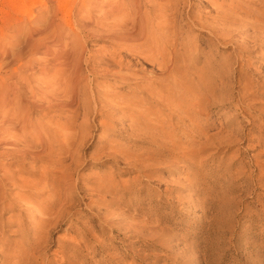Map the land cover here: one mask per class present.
Here are the masks:
<instances>
[{"label": "rangeland", "instance_id": "rangeland-1", "mask_svg": "<svg viewBox=\"0 0 264 264\" xmlns=\"http://www.w3.org/2000/svg\"><path fill=\"white\" fill-rule=\"evenodd\" d=\"M88 1L67 0L59 10L62 0H0V264H264V46L253 42L254 28L238 29L256 22L253 9L264 11V0L173 3L165 19L178 39L168 33L175 42L165 65L176 59L168 74L147 61L149 45L164 44V27L154 28L164 20L149 13L148 40L120 48L79 33L82 19L92 30L101 15ZM105 1L119 8V21L134 0L91 4ZM55 12L63 37L76 35L85 48L69 111L16 102L54 72L43 55L30 59L27 43L52 38ZM111 57L122 60L114 78L101 73V59ZM241 75L260 81L252 108L237 94ZM198 77L208 89L193 113ZM92 94L101 100L94 104ZM168 95L172 105L162 102ZM25 108V137L16 142L5 118Z\"/></svg>", "mask_w": 264, "mask_h": 264}, {"label": "bare ground", "instance_id": "bare-ground-1", "mask_svg": "<svg viewBox=\"0 0 264 264\" xmlns=\"http://www.w3.org/2000/svg\"><path fill=\"white\" fill-rule=\"evenodd\" d=\"M91 1L92 0L88 1V5H89L90 9H92V8L99 9L101 15H100L99 19L94 22V24H95V26L93 27L94 29H92V30L88 29L89 26L82 19V22L79 23V26H78L79 28L77 27V30L79 31V33L82 34V32H83L86 35H88L89 37L90 36H92V37H103V36H105L107 39L113 40L114 42L119 44L118 46H120V48H122L123 46H129L132 44L146 42L148 40L147 36H145V31H146V27L148 25L146 18L148 17L149 13L155 14L157 16L156 19L164 20V21H159L154 26L155 29H160V26L164 27L165 31L160 36V41H162L164 44H163L161 49H158V51L154 50L153 46L149 45V48H150L149 51H151L152 53H150L147 61L148 62L150 61L151 63H155L157 65L158 69L161 71H163L165 68L167 74L172 70V68L176 64V62H175L176 59L174 57L172 59H169L170 64L168 66H166L165 64H166L167 58H166L165 54H167V55L171 54V52L173 50H170V49H172L174 46H172V45L169 46V45L171 42H175V40L178 39V35L175 32H172V29H174L173 21L171 19H167V18L165 19V16H167L165 13H167L169 11V8L172 7L173 3L181 1V0H163L162 3L159 2V4L155 5L153 8H146V7L142 6L141 0H134L133 2L131 1L128 8L127 7L125 8V14H123L119 17L120 18L119 21H116L114 19V17L117 15V12L119 11L118 7H116L114 5H110L107 1H105L103 3H98L97 6H95L94 3L91 4ZM96 1H98V0H96ZM237 1H241V0H235L234 2H237ZM84 2H85V0H82L81 3H84ZM210 2H211V0H210ZM248 2H249L248 5L252 4V3H250L249 0H248ZM66 3H67V0H62V2H57L59 10L64 8L66 6ZM220 5H221V3H220ZM83 6H86V5H83ZM217 8L220 10L222 9V7H220V6H218ZM220 10H218V11H220ZM253 11H254V15L256 14V16H253L254 18H256V20H255L256 22H253V24L249 23V24H245V25H240V26H238V29H243L244 31H246V30H249L251 28H254V31H252L253 35H254L253 36V42L256 43V42L261 40L262 41L261 46H264V26H262L264 24L261 23L262 25H260L259 24L260 20L258 21V18H257V15L264 16V13H262L264 11H262L261 9H258V8H254ZM56 14L57 13L55 12L54 17L51 19L50 26H49L53 30L52 31V38L45 40L44 42L41 43L40 46H35L36 41H34L32 39H30L29 42L27 43V47L29 48V53H30V59H34L38 55H43L44 58L50 64V66L54 72L49 77H47V78L43 79V81H41V84H40L41 87L38 86V84H31L30 86H28L29 87L28 89L30 92L29 96L27 95V93H22V94H20V99L16 100V102L18 104H21V105L27 106V107H29V105H30L32 108H37V109H40L42 111L43 110H52V111H54V110H58V111L68 110L69 111V109H72L73 107L74 108L77 107V102H75V100L77 99V94H78V91L80 89V82L82 80V77L80 78L79 74L81 73V71L84 67V65H83V61H84L83 60V54L85 52V48H84V46H79L80 48H78L77 45L75 44L77 39L79 40L80 38L76 37V35L75 36L69 35V36L63 37L64 32H63L62 26L54 24ZM245 19H247V18H245ZM260 19H262V18H260ZM221 20L223 21L224 17L221 18ZM262 20H264V19H262ZM104 22L106 24H104ZM233 22H235V21H233ZM189 23L192 24V26H194L196 28L206 30L209 37H211L213 39H214V37L212 35L215 36L216 40H219L222 38V33H220V34L214 33L210 29V27L207 26V24H208L207 22H202L201 19H199L197 17H191L189 19ZM218 26H223L222 22H221V24H218V25L216 24L215 28ZM109 28H114V29H109ZM221 31H222V29H221ZM169 32H171L170 35H173V38H175V40L173 39L172 41H168L169 40L168 37H170V35L168 36ZM232 45L236 46V47H234V49L239 50V43L233 42ZM139 54H143V51L139 52ZM18 56H20V55H18ZM33 61L34 60H31L28 63V65L25 64L24 69L29 70L32 67L31 63ZM101 61H103L104 63L107 64L106 68H104L105 70L104 71L101 70V73L105 74L108 78H114L117 75V73H121V71H120V69L122 68L121 67L122 66L121 58H119V60H116L115 58H112V57L111 58H102ZM85 64H87V62ZM115 67H118V70H116ZM220 69H222V68H220ZM125 73H126L125 75H127L128 71H125ZM125 75L123 77H118V78L123 79V78H125ZM215 79L217 81L222 82L220 84V89L223 92H227L229 90V85L224 83V81H221L220 72L216 73ZM262 80H264V79H262ZM198 81H199V85H200V91H198L195 94L193 113L196 112V107L198 106L199 101H200V100H198L197 95L202 94V92H204L208 89L207 83L205 81H203L202 78L198 77ZM55 82L60 84V87H58V89H53V87H51ZM225 82H226V80H225ZM227 82H230V81H227ZM236 82L238 83V87H239V91L237 94L239 96H241V98L243 100L249 102L248 107L252 108L254 106V104L251 103V99L256 95L257 90L254 91V89H258V83H260V81H256V82H252L250 80L247 81L246 77L242 76V77L236 79ZM48 87L49 88L51 87L50 88L51 91H49V92H47ZM34 90H36V92L39 91L38 93H39L40 97H38V98L35 97L36 94H35ZM16 92H19V89ZM96 94H92V97H93L92 101L94 100V104L101 100L99 98L100 96L98 97V96H96ZM51 95H53V96H51ZM69 97L71 98L70 101H68ZM30 98H32L34 101L27 100ZM85 98H86V96H85ZM77 101H78V99H77ZM163 101H165L171 105L173 104V98L170 95H168L165 99H162V102ZM3 103L4 102H2V101L0 102L1 107H2ZM22 108L24 109V107H22ZM25 110H16V117L15 118L13 116H12L13 117L12 119L5 118V121L7 123V132L9 134H11L13 136V138L16 137V142L18 141V139L25 137V128H26L25 122L28 119V117H27L28 108H25ZM262 112H264V111H262ZM201 132L202 131H200V133ZM38 137L41 138L40 135ZM14 143H15V141H14ZM1 200L2 199L0 198V201Z\"/></svg>", "mask_w": 264, "mask_h": 264}]
</instances>
